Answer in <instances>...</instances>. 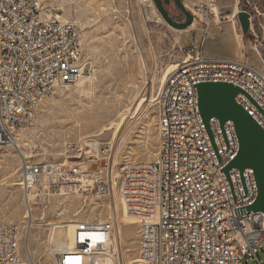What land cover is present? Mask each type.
Listing matches in <instances>:
<instances>
[{
  "label": "built area",
  "instance_id": "2783aa9c",
  "mask_svg": "<svg viewBox=\"0 0 264 264\" xmlns=\"http://www.w3.org/2000/svg\"><path fill=\"white\" fill-rule=\"evenodd\" d=\"M218 8L217 0H201L190 8L193 24L204 25L201 47L210 21L219 18ZM249 13L251 41L264 61ZM91 71L92 64L83 60L76 21L55 6L45 7L43 0H0V188L1 150L10 146L20 157L18 186L25 207L23 224L6 221L0 213V264H38L29 238L35 221L45 214L36 218L35 209L57 190L107 198L117 191L139 226L137 264H263L259 250L264 213L248 210L257 197L254 170L232 168L225 173L239 151L234 122L228 119L222 125L212 117L210 136L200 114L197 85L239 86L244 93L236 101L264 129V72L244 59L205 57L194 46L154 97L163 125H158L153 161L125 159L115 165L108 149L101 151L95 143H89L84 154L79 147L75 156L80 160L72 162L38 161L24 154L18 136L34 125L40 103ZM103 160L105 164L98 165ZM47 228L46 251L53 264H101L105 256L120 261L116 216L82 221L71 246L57 245L58 225L48 223ZM2 243H10L11 252H3Z\"/></svg>",
  "mask_w": 264,
  "mask_h": 264
},
{
  "label": "rangeland",
  "instance_id": "374dc122",
  "mask_svg": "<svg viewBox=\"0 0 264 264\" xmlns=\"http://www.w3.org/2000/svg\"><path fill=\"white\" fill-rule=\"evenodd\" d=\"M182 1L190 10L201 0ZM43 2L45 7L55 6L65 17L77 22L81 30L83 60L92 64V71L76 85L58 87L54 95L40 103L34 125L20 133L23 153L33 154L38 161L72 162L80 160L75 156L79 147H83L84 154L89 149L87 145L95 143L101 151L108 149L107 154H111V163L115 165L125 159L153 161L159 146L154 97L167 74L173 71L174 67L171 66L193 49L189 40L196 38L198 42L204 36L203 23L196 21L186 29H176L163 19L153 0ZM217 2L219 18L225 15L222 13V3H234L233 11L227 13L231 17H236L237 14L233 15L236 9L254 15L255 32L263 44L257 47L264 59V0H249L250 4L248 0H242V7L237 6L236 0ZM167 9L175 20H184V15L174 3L168 5ZM208 30L204 46L200 44L197 49H202L205 57H235L234 41L229 36L219 37V31L214 26H209ZM237 33L241 37L235 36L234 39L243 45V59L264 72V61L255 51L252 35L247 32L245 39L238 28ZM142 96L147 101L134 112ZM122 118L124 122L118 131L116 125ZM103 126L111 128L104 130ZM1 159V216L6 221L23 224L25 207L18 186L21 164L18 151L10 146L4 147ZM100 164L104 165L105 160ZM112 196L107 198L81 192L63 194L55 191L46 205L35 209L36 218L42 212L45 214L43 220L35 221L30 233L31 254L35 261L38 264H53L45 243L48 223L58 225L72 220H107L111 216V205L112 216L118 219L121 233V245L118 246L120 261L116 264H137L139 226L137 223L130 224L128 219L122 220L120 196L117 191ZM25 242L21 241L22 248ZM259 257L264 264V240Z\"/></svg>",
  "mask_w": 264,
  "mask_h": 264
},
{
  "label": "water",
  "instance_id": "95a60500",
  "mask_svg": "<svg viewBox=\"0 0 264 264\" xmlns=\"http://www.w3.org/2000/svg\"><path fill=\"white\" fill-rule=\"evenodd\" d=\"M163 19L176 29H186L194 22L193 14L182 0H153ZM173 1L184 15L183 21L175 20L169 13L167 6ZM238 22L243 34L249 32L250 13L240 10L237 13ZM199 96V110L204 123L212 136L209 120L218 118L220 123L231 119L234 122L236 135L239 140V151L236 157L224 168L226 174L232 168L241 172L245 168H252L257 185V197L248 207L252 212L264 213V129L260 124L236 101V96L244 91L229 82H203L197 85Z\"/></svg>",
  "mask_w": 264,
  "mask_h": 264
},
{
  "label": "bare ground",
  "instance_id": "6f19581e",
  "mask_svg": "<svg viewBox=\"0 0 264 264\" xmlns=\"http://www.w3.org/2000/svg\"><path fill=\"white\" fill-rule=\"evenodd\" d=\"M186 6H188V5H186ZM187 8V7H186ZM237 9H236V11H234V13H233V15H236L237 14ZM218 15H219V9H218ZM171 67H174V69L176 68V65H172ZM173 69V70H174ZM172 72V71H171ZM170 72V73H171ZM168 73V72H167ZM166 73V74H167ZM170 73H168L167 74V76H166V74H164V77L166 76V79H167V77H168V75L170 74ZM91 75H92V73H91ZM88 76H90V75H88ZM86 77V76H85ZM94 77V76H93ZM88 78V77H87ZM166 79H165V81H166ZM82 80V79H81ZM80 80V81H81ZM164 81V82H165ZM80 83V82H79ZM81 85V84H80ZM145 101H147V98H145L144 96H142L140 99H139V101H137L138 102V105L136 106V109H134L135 111L134 112H136V111H138L139 109H140V107H142V105L145 103ZM124 116V115H123ZM122 116V117H123ZM157 116H158V125H163V114H157ZM124 120V118H122L121 119V121L116 125V128H117V130L118 129H120V126H121V124H122V122H124L123 121ZM110 125H112V124H110ZM111 128V126H103V129L104 130H107V129H110ZM119 131V130H118ZM117 131V132H118ZM19 136H20V134H19ZM18 136V145L21 147V143L19 142L20 141V137ZM113 197V196H112ZM121 199V198H120ZM121 203H122V200H121ZM112 204V203H111ZM112 206H114V205H112ZM112 207H111V205L109 206V209H110V213H111V216H112V209H111ZM114 213V212H113ZM116 215V214H115ZM113 217V216H112ZM123 219H128V222L130 223V224H133V223H136V219L131 215V214H129L127 211H126V209L124 208V206H123V203H122V220ZM82 223V221H69V222H67V223H65V224H63L62 222H60L59 224H58V230H57V245L58 246H71V245H73V239H74V231H75V229H76V227L78 226V225H80ZM120 225V224H119ZM120 228V227H119ZM2 251L3 252H11V244L10 243H2ZM137 261V260H136ZM100 263L101 264H116V261H115V259L114 258H112V257H110V256H105V257H103V258H101V260H100Z\"/></svg>",
  "mask_w": 264,
  "mask_h": 264
},
{
  "label": "crops",
  "instance_id": "0c3cea01",
  "mask_svg": "<svg viewBox=\"0 0 264 264\" xmlns=\"http://www.w3.org/2000/svg\"><path fill=\"white\" fill-rule=\"evenodd\" d=\"M236 2H237V6H238L239 0H236ZM221 6H222V13L225 15H223L221 17V20H220V18H218L217 20H211L209 23V26H214L215 29L219 31V37L229 36V38H231L232 41H234L235 49H236L235 50V57L226 58V59L242 60L243 59V56H242V54H243L242 46L243 45L239 41L236 42L234 39L235 36L241 37V35L237 33V25L235 24V21H232L231 15L227 14V13L233 11L232 9L234 7V3H232V5L222 3ZM197 29L200 30V28H197ZM202 30H203V28H202ZM208 33H209V30H208ZM224 33H225V35H224ZM203 37L204 36H202L201 40H199L198 42L196 41V38H194V40L190 39L189 42L192 46H195V48H198L201 44Z\"/></svg>",
  "mask_w": 264,
  "mask_h": 264
},
{
  "label": "trees",
  "instance_id": "16d2710c",
  "mask_svg": "<svg viewBox=\"0 0 264 264\" xmlns=\"http://www.w3.org/2000/svg\"><path fill=\"white\" fill-rule=\"evenodd\" d=\"M239 5H240V7H242L243 6V4H242V0H240V2H239ZM235 20H236V25H237V28H238V30H239V32L241 33V31H240V29H241V26H240V24H239V22H238V18H237V15H236V17H235ZM249 33V32H248ZM247 34V33H246ZM246 34H243L244 35V38L246 39L247 38V35Z\"/></svg>",
  "mask_w": 264,
  "mask_h": 264
},
{
  "label": "flooded vegetation",
  "instance_id": "af4514ba",
  "mask_svg": "<svg viewBox=\"0 0 264 264\" xmlns=\"http://www.w3.org/2000/svg\"><path fill=\"white\" fill-rule=\"evenodd\" d=\"M173 3H174V2H173V1H171L169 5H171V4H173Z\"/></svg>",
  "mask_w": 264,
  "mask_h": 264
}]
</instances>
